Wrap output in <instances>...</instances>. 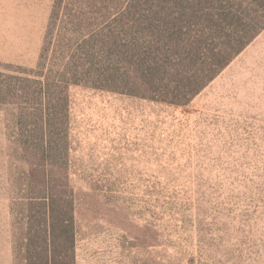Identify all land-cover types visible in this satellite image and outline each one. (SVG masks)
<instances>
[{"label":"trees","instance_id":"1","mask_svg":"<svg viewBox=\"0 0 264 264\" xmlns=\"http://www.w3.org/2000/svg\"><path fill=\"white\" fill-rule=\"evenodd\" d=\"M263 30L264 0H55L37 66L0 65V109L12 115L24 167L10 196L16 264H78L81 193L98 217L114 212L115 231L149 248L152 264H204L203 256L264 264L261 174L194 170L182 200L176 176L161 185L154 175L140 227L121 190H77L69 92L84 86L185 106Z\"/></svg>","mask_w":264,"mask_h":264},{"label":"rangeland","instance_id":"2","mask_svg":"<svg viewBox=\"0 0 264 264\" xmlns=\"http://www.w3.org/2000/svg\"><path fill=\"white\" fill-rule=\"evenodd\" d=\"M54 3L0 0V65L37 66ZM69 92L72 182L81 191L121 190L130 198L135 226L149 216L147 193L154 175L161 185L176 176L180 199L191 192L185 179L194 170L258 173L264 180V62L255 54L241 53L185 106L84 86H72ZM15 140L12 115L0 109V264H16L12 234L17 205L10 196L21 186L24 167ZM81 201L78 264H152L149 248L131 247L115 231L114 212L98 217L88 206L91 197L81 193ZM190 244V252L198 250L196 238ZM203 261L207 264L204 256Z\"/></svg>","mask_w":264,"mask_h":264},{"label":"crops","instance_id":"3","mask_svg":"<svg viewBox=\"0 0 264 264\" xmlns=\"http://www.w3.org/2000/svg\"><path fill=\"white\" fill-rule=\"evenodd\" d=\"M247 56L256 55L258 59L262 58L264 62V30L259 36L242 52Z\"/></svg>","mask_w":264,"mask_h":264}]
</instances>
